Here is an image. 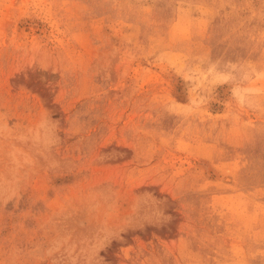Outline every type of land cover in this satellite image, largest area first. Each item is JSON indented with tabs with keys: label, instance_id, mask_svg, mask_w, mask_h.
<instances>
[{
	"label": "rangeland",
	"instance_id": "1",
	"mask_svg": "<svg viewBox=\"0 0 264 264\" xmlns=\"http://www.w3.org/2000/svg\"><path fill=\"white\" fill-rule=\"evenodd\" d=\"M0 264H264V0H0Z\"/></svg>",
	"mask_w": 264,
	"mask_h": 264
}]
</instances>
